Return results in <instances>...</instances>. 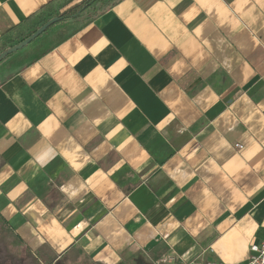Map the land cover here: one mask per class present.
<instances>
[{"label":"crops","instance_id":"0c3cea01","mask_svg":"<svg viewBox=\"0 0 264 264\" xmlns=\"http://www.w3.org/2000/svg\"><path fill=\"white\" fill-rule=\"evenodd\" d=\"M51 1L0 0V49ZM27 48L0 63V221L29 264L249 260L264 0H107Z\"/></svg>","mask_w":264,"mask_h":264},{"label":"rangeland","instance_id":"374dc122","mask_svg":"<svg viewBox=\"0 0 264 264\" xmlns=\"http://www.w3.org/2000/svg\"><path fill=\"white\" fill-rule=\"evenodd\" d=\"M68 1L69 0H63L61 2L67 3ZM61 7L64 8L66 7V5H62ZM33 46L34 44H30L27 47L33 48ZM16 55L17 54L12 55L11 57L8 58V60L14 58ZM30 259H31L30 254L23 251V249L14 240L13 235L7 230L6 226L0 221V264H29L31 262ZM37 264H41V263H37ZM56 264H90V263L85 258H78V260H75L74 262L68 263L65 261H60L57 262ZM123 264H175V263L170 261L161 262L160 259L157 257L150 256L148 254H141L133 259H130L129 261H125Z\"/></svg>","mask_w":264,"mask_h":264},{"label":"trees","instance_id":"16d2710c","mask_svg":"<svg viewBox=\"0 0 264 264\" xmlns=\"http://www.w3.org/2000/svg\"><path fill=\"white\" fill-rule=\"evenodd\" d=\"M107 0H82L80 3L76 4L75 6H73L72 8H70L69 10L63 12V13H57L52 15L51 14V10L53 8V6L59 2V0H53L50 3H48L47 5L43 6L40 10H38V12L36 14H34V16H31L28 21H30L31 19H33V17H38L39 19L47 16L48 19L44 20L43 23L34 28L28 35L27 37H25L23 40H21L18 45L22 44L24 41H26L27 39H29L31 36H33L34 34H36L44 25H46L47 23H49L51 20L58 18L60 21L51 26L43 35H41L38 39H36L34 42H32L31 44H35L38 40H40L43 36L47 35L52 29L57 28V27H62L63 25H65L68 21L71 20H76L78 18H80L85 12H87L88 10H92L96 5L99 4H103L105 3ZM22 27V25L18 26L16 28V30H20ZM5 35V34H4ZM26 47H23L22 49H20L19 51L15 52H21L23 50H25ZM3 52H5L4 49H0V55L3 54ZM13 53V54H15ZM11 54V55H13Z\"/></svg>","mask_w":264,"mask_h":264},{"label":"built area","instance_id":"2783aa9c","mask_svg":"<svg viewBox=\"0 0 264 264\" xmlns=\"http://www.w3.org/2000/svg\"><path fill=\"white\" fill-rule=\"evenodd\" d=\"M237 149L241 150L243 149V146L236 145ZM251 256L249 260L246 263H240V264H264V240L260 244L253 245L251 247ZM187 264H231L226 263L223 261H205V260H196L189 262Z\"/></svg>","mask_w":264,"mask_h":264},{"label":"water","instance_id":"95a60500","mask_svg":"<svg viewBox=\"0 0 264 264\" xmlns=\"http://www.w3.org/2000/svg\"><path fill=\"white\" fill-rule=\"evenodd\" d=\"M60 20L58 18L51 20L49 23H47L46 25H44L36 34H34L33 36H31L29 39H27L26 41H24L22 44L16 46L15 48L8 50L6 52H4L3 54L0 55V63L7 58L8 56H10L11 54L19 51L20 49H22L23 47H27L29 46L32 42H34L36 39H38L41 35H43L51 26L57 24Z\"/></svg>","mask_w":264,"mask_h":264}]
</instances>
